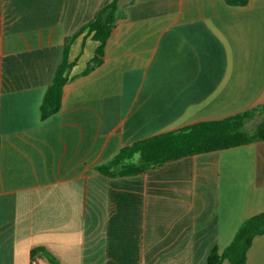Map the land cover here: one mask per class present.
I'll return each instance as SVG.
<instances>
[{
	"label": "crops",
	"instance_id": "obj_1",
	"mask_svg": "<svg viewBox=\"0 0 264 264\" xmlns=\"http://www.w3.org/2000/svg\"><path fill=\"white\" fill-rule=\"evenodd\" d=\"M107 2L0 0V264H54L32 263L37 247L61 264H206L264 211V141L97 170L138 140L264 103V0H124L84 75L98 41L79 32ZM65 48L75 65L42 120ZM245 264H264V233Z\"/></svg>",
	"mask_w": 264,
	"mask_h": 264
},
{
	"label": "trees",
	"instance_id": "obj_2",
	"mask_svg": "<svg viewBox=\"0 0 264 264\" xmlns=\"http://www.w3.org/2000/svg\"><path fill=\"white\" fill-rule=\"evenodd\" d=\"M123 1L108 0L94 21L79 32L86 31L98 41V46L82 74L90 73L104 62L106 43L117 20L122 16ZM224 1L230 6H246L249 2ZM66 53L67 48L64 50L62 63L43 96L40 106L42 120L57 113L61 108L63 88L70 79V70L75 65V62L68 63ZM257 114L264 115V103L225 118L198 121L138 140L122 147L109 161L99 165L97 170L109 177L136 175L187 156L264 141V116L252 129L247 125ZM263 233L264 211L244 220L231 243L223 250L217 246L213 247L207 256L206 264H245L253 239ZM30 256L32 260L43 256L54 264H61L41 247L32 249Z\"/></svg>",
	"mask_w": 264,
	"mask_h": 264
},
{
	"label": "rangeland",
	"instance_id": "obj_3",
	"mask_svg": "<svg viewBox=\"0 0 264 264\" xmlns=\"http://www.w3.org/2000/svg\"><path fill=\"white\" fill-rule=\"evenodd\" d=\"M264 115L263 114H257L253 119H251L249 122H248V127L250 128V129H252L254 126H255V124H257L261 119H262V117H263ZM137 159V158H136Z\"/></svg>",
	"mask_w": 264,
	"mask_h": 264
},
{
	"label": "built area",
	"instance_id": "obj_4",
	"mask_svg": "<svg viewBox=\"0 0 264 264\" xmlns=\"http://www.w3.org/2000/svg\"><path fill=\"white\" fill-rule=\"evenodd\" d=\"M32 263H36V260H32Z\"/></svg>",
	"mask_w": 264,
	"mask_h": 264
}]
</instances>
